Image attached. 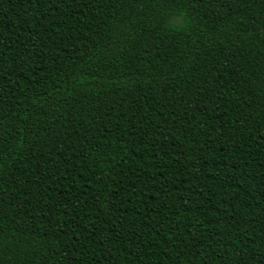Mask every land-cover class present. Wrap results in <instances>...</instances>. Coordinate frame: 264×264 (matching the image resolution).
Returning a JSON list of instances; mask_svg holds the SVG:
<instances>
[{
  "label": "trees",
  "instance_id": "1",
  "mask_svg": "<svg viewBox=\"0 0 264 264\" xmlns=\"http://www.w3.org/2000/svg\"><path fill=\"white\" fill-rule=\"evenodd\" d=\"M0 264H264V0H0Z\"/></svg>",
  "mask_w": 264,
  "mask_h": 264
}]
</instances>
